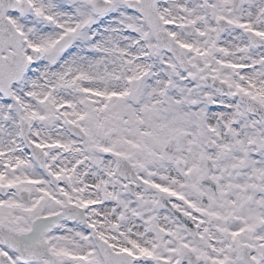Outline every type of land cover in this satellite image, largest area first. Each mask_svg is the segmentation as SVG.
Wrapping results in <instances>:
<instances>
[{
    "label": "snow or ice",
    "instance_id": "snow-or-ice-1",
    "mask_svg": "<svg viewBox=\"0 0 264 264\" xmlns=\"http://www.w3.org/2000/svg\"><path fill=\"white\" fill-rule=\"evenodd\" d=\"M0 264H264V0H0Z\"/></svg>",
    "mask_w": 264,
    "mask_h": 264
}]
</instances>
